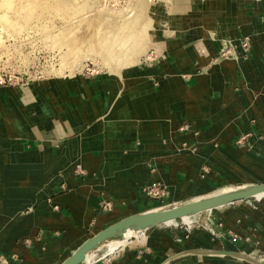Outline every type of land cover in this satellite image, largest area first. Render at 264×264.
Segmentation results:
<instances>
[{
    "label": "crops",
    "instance_id": "0c3cea01",
    "mask_svg": "<svg viewBox=\"0 0 264 264\" xmlns=\"http://www.w3.org/2000/svg\"><path fill=\"white\" fill-rule=\"evenodd\" d=\"M150 6L151 64L0 86V264H60L127 216L264 182V0ZM251 201L210 211L218 233L204 212L99 264H264V199Z\"/></svg>",
    "mask_w": 264,
    "mask_h": 264
},
{
    "label": "rangeland",
    "instance_id": "374dc122",
    "mask_svg": "<svg viewBox=\"0 0 264 264\" xmlns=\"http://www.w3.org/2000/svg\"><path fill=\"white\" fill-rule=\"evenodd\" d=\"M28 1L29 0H14V1L10 0L11 2L10 4L13 5V7L11 5H8L6 7L7 0H0V86L12 85L17 87V86L29 84L31 82L44 80L46 78L62 79L63 77H66L69 73L68 70L65 71L63 70L62 57L65 55V53L69 52L70 45L68 44L63 45L62 42L56 43L54 37L55 35H59V37L62 38L63 34L64 33L66 34L68 27L71 28L75 23V20L77 21L78 19L67 18L66 17L67 15L63 14L64 10L63 13L60 11L61 14L59 13L58 10L56 9L54 10L53 4L55 3L54 1L56 0L53 1L42 0V5L41 7L38 8L34 19L32 18L26 21L27 19L24 9L26 8V6H28L29 3H25ZM153 1L154 0H137L138 5L143 6L142 10L139 12V10L137 11L135 9L129 11L131 8L132 0H94V1L87 0V2L82 0V3L83 2L88 3L87 5L91 6L92 9L93 6H95V4L98 5L99 7L104 5L103 6L104 9H102L104 12L101 10L100 12L106 13L107 11L105 12V10L108 9L110 10V15L112 17L115 16L116 18H121L122 16L124 17L127 14H129V16L126 19L125 25L123 23H118L119 26L121 27V36L124 37L121 38L119 41L121 48L118 47L117 49H115V52L113 54H110L106 59H104V61L101 59L86 61L84 63L86 66L82 70L77 71L76 74L80 76L84 75L87 78H93L96 76L103 75L105 73L108 74L110 72H124L127 69V67L124 66L126 64H132V66H134L143 62V65H147V64H151L155 59H157L159 54L156 53L157 52L156 45L151 39L153 33L151 20L153 19L149 20L148 18L151 7L150 5L153 4ZM23 2L27 5H25ZM78 3L82 5L81 0L72 1L73 5H79ZM43 6L44 8H42ZM96 9L97 8H95L96 13L94 11L89 12L85 15L87 16L85 18H87V20H89L90 17L97 18L100 15V12L96 11ZM168 10H169V6L166 4L165 11ZM49 11L52 12L49 13ZM48 13L49 16L50 15L54 16L55 13H57V15H55L52 18V16L50 17L48 16ZM58 13L61 18L58 16ZM112 13H114V15ZM123 13H125V15ZM40 14L41 17L39 16ZM62 16L65 17L63 18ZM19 18L21 20L20 22H19ZM92 18H90V20ZM42 22H44L47 26H49V28H47V26L44 25V23ZM101 23L104 29L110 27L108 25L109 22L106 20H104ZM79 24H80L79 20L74 24L76 25L75 28L76 30H74L76 33L75 37L78 36L77 39L81 40L79 42L80 44L78 43L76 45L77 48L76 51H78L79 48H81L79 54H83V53L85 54V52H87V49H89L90 51H88V53L90 55V52L92 53L95 52L94 51L95 42H93L95 38L93 36L91 37L92 35L91 33L92 30L90 31L91 26L89 27L88 25L85 26L83 24L81 26L80 24L81 26L80 27ZM78 26H79V30L77 28ZM117 27L118 26L113 25V28L116 29ZM64 28L66 31H64ZM81 28L85 29L87 34L85 30L82 29L83 30L82 31ZM117 30L116 31L119 32V29ZM50 34L54 37H52ZM114 46L116 47V45ZM244 46L245 47L242 48H248V43L246 44L245 42ZM227 51L224 52L223 57L226 56ZM128 68H130V66ZM263 199L264 196L260 199H257V197L248 198V200H253L251 202H260ZM206 213H210V211ZM203 215L205 216L206 214ZM199 217L196 218L199 223L198 222L195 223V225L197 224L198 226L201 224L202 221V218L201 220H199ZM207 221L208 220L206 219V221H204L203 223L205 227H207L208 224ZM178 225L182 227L186 226L182 221L181 222L179 221ZM216 232L218 233V226ZM131 238L132 237H130L129 239ZM111 254L112 253L108 251V248L104 246L96 251V255L91 264H99L100 262L105 261V259L109 258Z\"/></svg>",
    "mask_w": 264,
    "mask_h": 264
},
{
    "label": "bare ground",
    "instance_id": "6f19581e",
    "mask_svg": "<svg viewBox=\"0 0 264 264\" xmlns=\"http://www.w3.org/2000/svg\"><path fill=\"white\" fill-rule=\"evenodd\" d=\"M14 1V0H13ZM49 1V0H48ZM47 1V2H48ZM53 1V0H52ZM72 1L73 0H56V1H54L55 3L53 4L54 5V7H53V9L55 10H58L59 11V13H60V11L63 13V10H64V15L66 14L67 16V18H71V19H73V18H77L78 20H79V22H80V24H81V26H82V24L83 25H85V26H91V29H90V31L92 30V35H91V37L93 36L95 39H94V41L93 42H95V48H94V51L95 52H90V55H89V53H88V51H90L89 49H87V52H85V54L83 53V54H79L80 53V51H81V48H79V50L78 51H76L77 50V48H76V45L81 41V40H78L77 39V37H75V31L74 30H76L75 28H76V25H74L77 21L75 20V23L73 24V26L71 27V28H69L68 27V29H67V31L65 30V28H64V31H66V34L64 33L63 34V36H62V38L61 37H59V35H55V37L54 36H52L51 34V36L52 37H54L55 39V41H56V43L57 42H59V43H63V45H70L69 46V52L68 53H65V55L62 57V61H63V70L65 71V70H68L69 71V73H68V75L69 76H74V75H76V73H77V71H80V70H82L86 65L84 64L86 61H88V60H98V59H101V60H103L104 61V59H106L110 54H113L114 52H115V49H117L118 47H120V44H119V41H120V39L121 38H124V37H122L121 36V27L119 26V24L118 23H123L124 25H125V23H126V19L128 18V16H129V14H127L126 16H122L121 18H116L115 16H111L110 15V10H108V9H106L105 10V12L106 13H103L104 11L102 10V9H104L103 8V6L104 5H102V6H98V5H96L95 4V6H93V9L91 8V6H88L87 4L88 3H82V0H81V3H82V5H80L79 3V5H73L74 4V2H73V4H72ZM76 1V0H75ZM83 1H86L87 2V0H83ZM89 1V0H88ZM92 1V0H91ZM94 1V0H93ZM97 2V1H96ZM150 2V1H149ZM148 2V3H149ZM11 2H10V0H7V2H6V7L8 6V5H11L10 4ZM24 3V2H23ZM25 3H29L28 4V6H26V8L24 9V11H25V14H26V21H28V19H34V17H35V15H36V13H37V10H38V8L39 7H41V5H42V0H29L28 2H25ZM24 3V4H25ZM51 3V2H50ZM76 3V2H75ZM90 3V2H89ZM147 3V2H146ZM21 4V3H20ZM23 4V5H24ZM45 4V3H44ZM92 4V3H91ZM104 4V3H103ZM25 5H27V4H25ZM49 5V4H48ZM94 5V4H93ZM146 5V4H145ZM12 7H13V5H11ZM10 6V7H11ZM9 7V8H10ZM50 7H51V4H50ZM42 8H44V6L42 7ZM48 8H49V6H48ZM47 8V9H48ZM95 8H97L96 9V11H99L100 12V10L101 11H103V12H100V15L97 17V18H92V17H90V18H92L91 20H90V18H89V20H87V18H85V17H87V16H85L87 13H89V12H95ZM142 8H143V6H141V5H138V3H137V0H132V2H131V8H130V10L129 11H131L132 9H135V10H139V12L142 10ZM9 10V9H8ZM46 10V9H45ZM10 11V10H9ZM129 11H128V13H129ZM16 12V11H15ZM41 12V11H40ZM52 12V11H51ZM50 11H49V13H51ZM66 12V13H65ZM42 13H43V11H42ZM41 13V14H42ZM44 13H45V11H44ZM49 13H48V16H49ZM59 13H58V16L60 17V15H59ZM96 13V12H95ZM13 14H14V12H13ZM24 14V13H23ZM41 14L39 15L40 17H41ZM61 14V13H60ZM94 14V13H93ZM99 14V13H98ZM113 15H114V13H112ZM124 15H125V13H123ZM138 14V13H137ZM46 15V14H45ZM55 15H57V13H55ZM54 15V16H55ZM91 15V14H90ZM25 16V15H24ZM43 16H44V14H43ZM50 16H52V18L54 17L53 15H50ZM49 16V17H50ZM20 17V16H19ZM45 17H47V16H45ZM48 17V18H49ZM63 17V16H62ZM65 17V16H64ZM63 17V18H64ZM89 17V16H88ZM152 17H153V14H152V12L151 11H149V16H148V18H149V20L150 19H152ZM8 18V17H7ZM51 18V19H52ZM55 18H57V17H55ZM61 18V17H60ZM66 18V19H67ZM138 18V17H137ZM3 19V18H2ZM23 19V18H22ZM45 19V18H44ZM50 19V20H51ZM86 19V20H85ZM38 20V19H37ZM43 20V19H42ZM41 20V21H42ZM65 20V19H64ZM104 20H106V21H108L109 22V28H105L104 29V27L102 26V23L101 22H103ZM21 20H20V18H19V22H20ZM30 21V20H29ZM33 21V20H32ZM31 21V22H32ZM46 21V20H45ZM49 21V20H48ZM50 22V21H49ZM140 22V21H139ZM29 23V22H28ZM42 23H44V22H42ZM69 23H70V21H69ZM16 24V23H15ZM80 24H79V26H80ZM7 25V24H6ZM40 25V24H39ZM44 25H46L45 23H44ZM66 25V24H65ZM72 25V24H71ZM113 25L114 26H118L116 29L115 28H113ZM123 25V26H124ZM20 26V25H19ZM22 26H24V25H22ZM43 26V25H42ZM47 26V25H46ZM79 26L77 27L78 28V30H79ZM80 26V27H81ZM44 27V26H43ZM20 28V27H19ZM23 28V27H22ZM47 28H49V26H47ZM46 28V29H47ZM94 30H93V29ZM46 29H44V30H46ZM83 28H81V30H82ZM87 29V28H86ZM117 29H119V32H117L118 30ZM83 30H85V29H83ZM82 30V31H83ZM117 30V31H116ZM58 31H60V30H58ZM81 31V32H82ZM94 31V32H93ZM61 32H62V29H61ZM85 32H86V30H85ZM88 32H89V29H88ZM143 32V31H142ZM49 33V32H48ZM58 33H60V32H58ZM80 33V32H79ZM84 33V32H83ZM90 33V34H91ZM81 34V33H80ZM86 34H87V32H86ZM149 34V33H148ZM61 35V34H60ZM78 35V34H77ZM47 37V36H46ZM49 37V36H48ZM89 37V36H88ZM124 40V39H123ZM85 41H86V38H85ZM84 41V42H85ZM89 41V40H88ZM87 41V42H88ZM80 44V43H79ZM93 44V43H92ZM75 47H74V46ZM114 45H116V47L114 46ZM72 46V47H71ZM93 46V45H92ZM84 48V47H83ZM121 48V47H120ZM84 51V50H83ZM92 51V50H91ZM102 51V52H101ZM136 64V63H135ZM134 65V64H133ZM124 66H126V67H131L132 66V64H126V65H124ZM124 68V67H123ZM115 71V70H114ZM237 187H232V188H225V189H221V190H219V191H217V192H214V193H212V194H220V193H224V192H228V191H231L232 189H236ZM263 195L264 194H260V195H258L257 196V199H259V198H262L263 197ZM207 211H212L211 209H208V210H206V211H203V212H200V213H196V214H192V215H186V216H184L182 219H179V221L181 222H184L185 224H191V223H194V222H197L198 220L196 219V218H198L199 216V220H201V218H203L204 216H203V213L204 212H207ZM203 216V217H202ZM172 221H175V220H169V221H166L165 223H168V222H172ZM177 221H178V219H177ZM163 225H165L164 223H163ZM162 226V225H161ZM146 231V230H145ZM145 231H128L127 233H125V235L123 236V237H119V238H113V239H111V240H109V241H107L106 242V244H105V247H107L108 248V250H113V249H115V248H117L118 246H120V245H122V244H124L128 239H129V237H133V236H135V235H138V234H143L142 232H145ZM101 248V247H100ZM97 250H99V249H96V250H91V251H89V252H87L86 253V255H85V257L83 258V261L81 262V263H79V264H91L92 263V261H93V259H94V257H95V255H96V251Z\"/></svg>",
    "mask_w": 264,
    "mask_h": 264
},
{
    "label": "water",
    "instance_id": "95a60500",
    "mask_svg": "<svg viewBox=\"0 0 264 264\" xmlns=\"http://www.w3.org/2000/svg\"><path fill=\"white\" fill-rule=\"evenodd\" d=\"M227 50L226 48L223 52ZM260 194H264V182L239 185L236 189L228 192L209 193L192 200L160 206L127 216L87 239L60 264H79L87 252L101 249L107 241L123 237L128 231H145L169 220L182 219L186 215L200 213L208 209L214 210L239 200L257 197Z\"/></svg>",
    "mask_w": 264,
    "mask_h": 264
},
{
    "label": "built area",
    "instance_id": "2783aa9c",
    "mask_svg": "<svg viewBox=\"0 0 264 264\" xmlns=\"http://www.w3.org/2000/svg\"><path fill=\"white\" fill-rule=\"evenodd\" d=\"M146 191H147V193L150 195V196H152V197H154V198H158V197H160L161 195H163L164 193H165V190L162 188V187H159V186H153V187H151V188H148V189H146ZM211 214L212 213H210L209 215H208V224H207V228L212 232V233H216V227H215V224L211 221ZM198 222V221H197ZM197 222H194V223H191V224H185L184 222V224L186 225L185 226V228L189 231V230H191V228L195 225V223H197ZM199 223V222H198ZM176 226H179L178 224H176Z\"/></svg>",
    "mask_w": 264,
    "mask_h": 264
}]
</instances>
